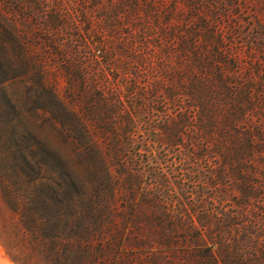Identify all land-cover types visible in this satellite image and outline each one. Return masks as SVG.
Listing matches in <instances>:
<instances>
[{
    "label": "trees",
    "instance_id": "1",
    "mask_svg": "<svg viewBox=\"0 0 264 264\" xmlns=\"http://www.w3.org/2000/svg\"><path fill=\"white\" fill-rule=\"evenodd\" d=\"M43 1L58 66L13 21L16 54L0 50V191L22 264H264V60L199 0H76L78 37Z\"/></svg>",
    "mask_w": 264,
    "mask_h": 264
},
{
    "label": "rangeland",
    "instance_id": "2",
    "mask_svg": "<svg viewBox=\"0 0 264 264\" xmlns=\"http://www.w3.org/2000/svg\"><path fill=\"white\" fill-rule=\"evenodd\" d=\"M6 4H3V0H0V10L6 13V18H0V50L13 55L16 54V43L12 39L10 33V21L16 22L18 28L26 32V36L37 48L39 52L47 57L48 63L54 68L58 66V62L53 61V54H50V50L45 45L42 32V23L39 14V6L45 5L43 0H5ZM39 4L37 5V2ZM59 2L63 9V13L73 21L74 28L77 29L78 35L84 34V23L80 22L76 9L75 0H50V2ZM168 1V0H167ZM206 8L213 9L217 12L216 20L222 24L225 32L233 33V43L236 51L240 56L246 57L254 54L255 58L264 60V0H199ZM19 6V8L17 7ZM75 29V30H76ZM91 56V50L89 51ZM90 58V57H89ZM60 86H64L65 83L60 79ZM11 91L20 94L22 91V85L19 82L11 84ZM26 114V119L32 127L38 130L40 133H47L50 131L49 127L44 123L43 119L46 116ZM55 143L61 146L55 139ZM62 148V147H61ZM176 154V152H175ZM173 156V154L171 155ZM175 156V155H174ZM169 160L171 158L169 157ZM163 166V165H161ZM167 166L174 171H168L170 179L173 183L179 182L178 176L182 166L178 163H171L168 161ZM160 167V166H159ZM147 169V168H146ZM159 169V168H157ZM166 169V167H164ZM184 195L180 191L171 192L165 194V197L172 200L180 199L184 200ZM176 208L180 210L181 206L176 205ZM20 226V218L15 215L8 207L7 202L4 200L0 191V264H22L28 263L29 253V240L23 239L18 234ZM150 234L147 231L141 232V237L148 238ZM130 248V249H129ZM127 251L128 255L140 252L139 249L134 246L129 247ZM33 260L35 264H41V256L34 254ZM109 262V259L106 261ZM126 263V261H125ZM132 263H135V259H132Z\"/></svg>",
    "mask_w": 264,
    "mask_h": 264
}]
</instances>
